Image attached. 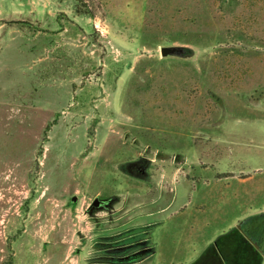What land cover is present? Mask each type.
I'll return each instance as SVG.
<instances>
[{
	"label": "rangeland",
	"instance_id": "rangeland-1",
	"mask_svg": "<svg viewBox=\"0 0 264 264\" xmlns=\"http://www.w3.org/2000/svg\"><path fill=\"white\" fill-rule=\"evenodd\" d=\"M234 229L264 264V0H0V264H190Z\"/></svg>",
	"mask_w": 264,
	"mask_h": 264
},
{
	"label": "trees",
	"instance_id": "trees-1",
	"mask_svg": "<svg viewBox=\"0 0 264 264\" xmlns=\"http://www.w3.org/2000/svg\"><path fill=\"white\" fill-rule=\"evenodd\" d=\"M234 233L238 236V239L241 242L238 244V246H236L239 250V253L229 258L231 262L230 264H261L262 256L259 251L245 238H243L244 235L237 229H234L227 234L220 236L215 242L210 243L202 251L200 256L190 264H228L219 249V242H221L222 238H225V236H230ZM234 241L235 243L238 242L237 240ZM228 245L230 246L231 244L228 243ZM231 247L232 245L230 246V248ZM217 248L219 249L220 254L217 251Z\"/></svg>",
	"mask_w": 264,
	"mask_h": 264
},
{
	"label": "water",
	"instance_id": "water-1",
	"mask_svg": "<svg viewBox=\"0 0 264 264\" xmlns=\"http://www.w3.org/2000/svg\"><path fill=\"white\" fill-rule=\"evenodd\" d=\"M161 53L162 55H169V54H182L183 53V49L180 48V47H163L161 49ZM72 201H76V196H73ZM99 204V198H94V200L92 201L91 205L89 208H92V207H97Z\"/></svg>",
	"mask_w": 264,
	"mask_h": 264
},
{
	"label": "flooded vegetation",
	"instance_id": "flooded-vegetation-1",
	"mask_svg": "<svg viewBox=\"0 0 264 264\" xmlns=\"http://www.w3.org/2000/svg\"><path fill=\"white\" fill-rule=\"evenodd\" d=\"M105 203H106L105 200H103V199H99V204H98L97 207H98V208H99V207H104V206H105ZM131 237H132V236H131ZM131 237L128 236V238L124 239V240H127V241H126V242H123L122 244H126V243H128V242H132V241H131ZM137 243H139V242L137 241L136 244H137ZM114 249H116V250H117V249H120V248H119V245H118V246H114V247L112 248V250H114Z\"/></svg>",
	"mask_w": 264,
	"mask_h": 264
}]
</instances>
